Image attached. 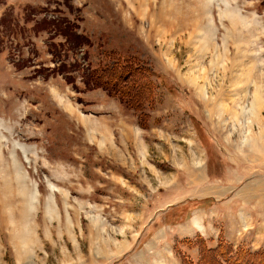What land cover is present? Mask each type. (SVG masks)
Instances as JSON below:
<instances>
[{
  "label": "rangeland",
  "instance_id": "obj_1",
  "mask_svg": "<svg viewBox=\"0 0 264 264\" xmlns=\"http://www.w3.org/2000/svg\"><path fill=\"white\" fill-rule=\"evenodd\" d=\"M116 58L132 106L82 83ZM198 239L264 257V0H0V264H199Z\"/></svg>",
  "mask_w": 264,
  "mask_h": 264
},
{
  "label": "trees",
  "instance_id": "obj_2",
  "mask_svg": "<svg viewBox=\"0 0 264 264\" xmlns=\"http://www.w3.org/2000/svg\"><path fill=\"white\" fill-rule=\"evenodd\" d=\"M50 21L47 23H50ZM50 26L53 28L51 30L53 36L58 35L68 41L71 39L70 37L77 40H86L75 32L72 34L67 33L66 27H62V24L52 23ZM84 44L86 43H82L81 46ZM50 51L57 54L53 50ZM82 83L88 89H103L108 95L116 97L126 107L132 106L131 102L133 101L137 103L142 98L144 99V92L150 85L148 81L143 79L141 65L130 59L119 58L113 59L110 66L104 65L86 70L82 75ZM136 115L140 123L141 115L138 112H136ZM197 242L200 247L199 264H264V257L260 253L250 255L242 249L233 252L230 248L226 249V246L222 243L215 248H207L199 239Z\"/></svg>",
  "mask_w": 264,
  "mask_h": 264
}]
</instances>
